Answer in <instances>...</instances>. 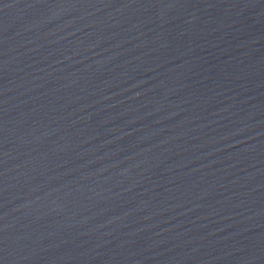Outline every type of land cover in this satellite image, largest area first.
Instances as JSON below:
<instances>
[{"label":"water","instance_id":"obj_1","mask_svg":"<svg viewBox=\"0 0 264 264\" xmlns=\"http://www.w3.org/2000/svg\"><path fill=\"white\" fill-rule=\"evenodd\" d=\"M0 264H264V0H0Z\"/></svg>","mask_w":264,"mask_h":264}]
</instances>
